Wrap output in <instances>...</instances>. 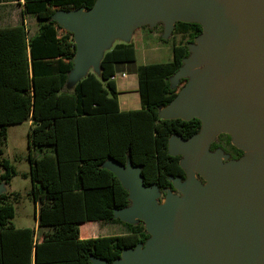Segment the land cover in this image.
<instances>
[{
	"label": "trees",
	"instance_id": "obj_1",
	"mask_svg": "<svg viewBox=\"0 0 264 264\" xmlns=\"http://www.w3.org/2000/svg\"><path fill=\"white\" fill-rule=\"evenodd\" d=\"M96 1L24 0L25 12L37 18V31L31 35L24 23L0 27V186L18 174L4 156L8 126L31 120L30 171L24 175L30 177V195L39 204L38 233L13 222L14 203L21 193H0V264H95L96 259L112 264L125 250L146 244L152 235L142 219L124 221L115 214L131 200L108 166L110 159L140 166L145 183L156 185L161 193L175 189L173 178H187L183 156L169 149L170 138H192L201 131L202 120L164 118L161 110L189 81V76L175 81L173 77L191 54L188 43L203 33V25L176 22L172 33L190 40L173 43L172 60L139 67L142 107L122 110L112 76L116 64L136 60L132 41L107 49L99 74L89 71L67 88L75 70L76 42L59 16L90 10ZM232 140L230 133L221 132L209 150L222 149L225 161L238 160L245 151ZM95 221L121 223L126 232L83 235L81 224Z\"/></svg>",
	"mask_w": 264,
	"mask_h": 264
},
{
	"label": "water",
	"instance_id": "obj_2",
	"mask_svg": "<svg viewBox=\"0 0 264 264\" xmlns=\"http://www.w3.org/2000/svg\"><path fill=\"white\" fill-rule=\"evenodd\" d=\"M179 20L201 23L203 33L188 43L191 54L173 81L205 67L161 115L208 116L211 132L237 134L233 143L254 155L225 161L222 149L209 150L213 139L200 136L201 131L190 139L173 135L171 153L182 155V166L193 171L185 180L173 178L185 196L168 191L164 203L158 187L145 183L140 166L110 159L108 166L131 200L116 216L130 222L142 219L152 235L112 264H187L194 259L203 264H264V0H97L90 10L59 16L74 33L75 81L92 66L100 68L115 37L130 41L136 27L163 22L167 38Z\"/></svg>",
	"mask_w": 264,
	"mask_h": 264
},
{
	"label": "rangeland",
	"instance_id": "obj_3",
	"mask_svg": "<svg viewBox=\"0 0 264 264\" xmlns=\"http://www.w3.org/2000/svg\"><path fill=\"white\" fill-rule=\"evenodd\" d=\"M30 27L35 29L37 27L36 21L34 19H30ZM164 28L165 24L162 22L157 23L151 27V24L141 25L134 29V32L139 33L141 30L145 32L143 35L142 42L134 40L137 47V55L136 60L131 62H123L120 65L125 69L128 74V80L131 81L134 79V82L127 84L131 89L133 86L137 85V74L138 69L143 64L154 63V62H168L172 60V49L173 43H187L190 39L189 37L182 36L181 34H169L167 38L164 37ZM156 33V34H155ZM147 34V37H146ZM155 36V37H154ZM157 38V39H156ZM167 39L166 41L164 39ZM125 40L124 37H115L111 44L107 47V49L111 48L114 44L119 41ZM156 40L160 41L158 43ZM195 42V40H194ZM205 64L197 68L193 74L189 75L188 84H191L194 79L202 72ZM90 71H93L99 74L100 68L99 66H92ZM76 74L73 73L70 77L67 88L72 89L74 82L76 80ZM120 81V80H119ZM133 85V86H132ZM135 95L138 96L139 105L141 104V98L138 92H135ZM124 99V94L122 95V100ZM30 129L29 120L24 121L22 123L10 124L8 126V140L7 145L5 146V154L4 156L9 158L11 162L16 166L18 170V174L13 177L11 183L7 185V191H19L21 193V197L18 201L14 203L15 205V217L13 218V222L16 226L24 227H35L37 225V208L36 203L32 199L30 195V190L32 187V182L30 177H26L24 175L25 172L30 171V161L28 159L29 147H28V131ZM221 133L218 132L216 136L213 138L215 140L218 135ZM233 139L238 135L235 133H231ZM194 137L193 139H195ZM254 155V151H245L244 156L240 159L251 158ZM184 165V164H183ZM187 174L192 172L193 169L190 166L184 165ZM197 177L200 181L201 176L197 173ZM203 182V181H202ZM207 182V180H206ZM206 182H203L204 184ZM5 190V191H6ZM168 191L171 192L172 195L179 197L180 199L185 196V193L180 189L176 188L168 189L165 193H159V201L160 203H164L167 201ZM126 228L121 223H101L99 221L88 222L81 224V233L86 234L87 237H96V236H104V235H112V234H121L125 233ZM124 257V256H123Z\"/></svg>",
	"mask_w": 264,
	"mask_h": 264
},
{
	"label": "crops",
	"instance_id": "obj_4",
	"mask_svg": "<svg viewBox=\"0 0 264 264\" xmlns=\"http://www.w3.org/2000/svg\"><path fill=\"white\" fill-rule=\"evenodd\" d=\"M30 19H34L36 21L37 27L35 29H32L30 27ZM22 23L26 25L31 35L34 34L38 29L37 18L31 14L26 13L24 10V0H0V27L14 26V25L22 24ZM143 35H145V32L143 30H141L139 33L133 32L130 41L134 42L136 46V43L134 40L136 39L137 41L142 42ZM146 37H147V34H146ZM156 41L160 43L161 40L160 41L156 40ZM171 49L173 52V46H171ZM136 50H137V47H136ZM172 59H173V55H172ZM120 64L121 63L116 64V78L113 79L119 91L118 97H119L120 108L122 110L139 109L142 107V100L140 102L141 104L139 105L138 96L135 95V92L139 93L138 74H137V85L136 86L132 85L133 88L131 89V87H129L127 84L131 83V81L134 82V79H132L131 81L128 80L129 79L128 74L126 73L125 69ZM122 74H125V76H121ZM123 94H124V99L122 100ZM29 123L31 127L32 121L29 120ZM1 171L2 169L0 168V172ZM7 185L0 186V193L7 189L8 187ZM38 207H39V204L36 203L37 212H38ZM34 228H36L37 232L39 233L38 222ZM83 235L87 236L86 234H83Z\"/></svg>",
	"mask_w": 264,
	"mask_h": 264
},
{
	"label": "bare ground",
	"instance_id": "obj_5",
	"mask_svg": "<svg viewBox=\"0 0 264 264\" xmlns=\"http://www.w3.org/2000/svg\"><path fill=\"white\" fill-rule=\"evenodd\" d=\"M203 124H202V129L200 132V136H208L209 140H212L218 132H220V129L211 132L209 129V119L208 116H202ZM187 264H203L199 259H194L190 261Z\"/></svg>",
	"mask_w": 264,
	"mask_h": 264
},
{
	"label": "built area",
	"instance_id": "obj_6",
	"mask_svg": "<svg viewBox=\"0 0 264 264\" xmlns=\"http://www.w3.org/2000/svg\"><path fill=\"white\" fill-rule=\"evenodd\" d=\"M121 76H125V74H122ZM112 78H116V74L112 76Z\"/></svg>",
	"mask_w": 264,
	"mask_h": 264
}]
</instances>
